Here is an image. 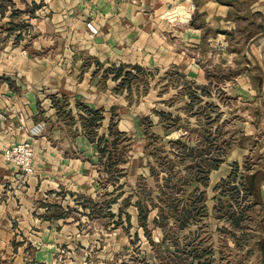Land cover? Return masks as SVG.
I'll return each mask as SVG.
<instances>
[{
	"label": "crops",
	"instance_id": "crops-1",
	"mask_svg": "<svg viewBox=\"0 0 264 264\" xmlns=\"http://www.w3.org/2000/svg\"><path fill=\"white\" fill-rule=\"evenodd\" d=\"M11 1V7H16V0ZM198 1L196 9L219 17L225 22L221 27L228 29L234 28L235 22L230 17L235 13L257 12L255 23L242 26L241 41L250 30L252 34L245 40L244 51L257 65L258 81L261 80L264 91V0ZM20 5L21 10H26L10 15L11 19L26 16L29 24L26 47L0 50V264H85L82 260L86 249L96 242L93 238L97 236L92 230L85 232L69 210L80 205L82 209L88 208V217L93 213L89 214L90 206L77 198H73L72 204L67 202L65 195L85 196L98 202L94 182L100 155L96 142L88 138L81 126L78 103L103 108L99 134L108 133L112 112L116 127L127 133L121 128V110L128 104L120 99L131 101L137 90L132 87L130 93L126 89L116 91L118 79H113V73L104 76L103 69L119 63L155 64L163 69L176 65L196 79L200 69L186 56L185 46L189 44L187 41L199 40L200 28L174 27L173 22H167L168 15H179L188 9L191 0H20ZM0 16L5 17V10ZM87 20L98 27L93 36L89 35ZM223 43L228 45L227 39ZM235 52L227 49L221 61H231ZM90 58L94 63L89 65ZM93 64L96 66L92 67ZM109 80L114 83L110 87ZM85 86L111 97H107L106 103L95 105L84 96ZM63 96L67 112L61 108L59 114L57 107ZM53 98L57 103L60 101L58 105L53 104ZM137 115L135 122L141 127L140 117L146 114ZM152 122L162 130L157 120ZM103 126L105 130L101 131ZM23 139H30L34 147V171L25 180L18 177L16 167L3 157L6 145ZM74 148L78 152H73ZM146 162L142 150L139 164L146 170L137 176L149 179ZM120 177L115 184L108 180L113 193L123 187L115 189L122 184ZM133 188L122 192L117 202H113L118 205L116 213L122 198L131 194ZM136 199L133 195L126 208L130 226L138 225ZM123 222L127 224L125 219ZM59 251L63 252L62 262H57Z\"/></svg>",
	"mask_w": 264,
	"mask_h": 264
},
{
	"label": "rangeland",
	"instance_id": "rangeland-1",
	"mask_svg": "<svg viewBox=\"0 0 264 264\" xmlns=\"http://www.w3.org/2000/svg\"><path fill=\"white\" fill-rule=\"evenodd\" d=\"M10 1L0 0V10L2 12L5 10V17L0 16V50L14 46L22 50L25 49L29 39L27 36L29 24L24 15L11 19L13 7ZM243 1L245 0H239V2ZM198 2V0H191L188 9H183V13L179 15H168L170 21L167 22H173L174 27L195 25L200 28L199 40L187 41L189 44L185 46L186 56L197 63L200 75L194 79L187 76L181 66L176 65L163 69L155 64L152 66L144 64L143 67L146 70L142 72V77L147 78V94L143 93L141 85L140 92L136 91V93L134 90L135 94L132 95L131 101L120 99L121 103L127 102L128 106L131 105L121 110L123 123L121 128L127 131L126 136L129 138L122 143L126 145L124 161L117 165L123 171L120 177L122 189L117 190L116 193L111 191L112 185L105 179L107 173L105 174L104 166L98 159L95 164L98 172L94 182V191L98 195L91 196L98 200L94 214L88 217V208L82 209L80 205L73 206L71 207L73 209L69 210L72 216L78 218V224L85 229V232L92 230L97 236L93 238L96 242L91 243L93 244L91 247H87L86 256L84 253L85 257L82 261H86L85 264H164V261H168L171 257L169 253L173 250L172 244L167 240L162 241V232L159 227L152 225L153 213H150L148 217V237L144 228L136 224L129 227L125 222L114 224L112 216L110 217L107 212L114 211V218H116L117 204L113 203L114 205L110 208L103 206L104 200L114 198L118 192H129L136 184L138 172L146 170L139 164V157L142 155L146 140H143V129L138 125V121L135 122L134 116L150 114L151 120L159 121L158 115L153 110L161 109L169 111L173 116L177 115L180 125L177 131L167 135L162 124L163 131L152 125V131L164 135V142L168 139L181 138L188 145L194 146L201 143L200 148L209 145V155L219 154L218 156L222 157L219 168L211 169L209 172V182L205 190L206 204L211 214L205 220L207 225L202 233L212 241L215 248L221 249L215 254V258L219 260L218 264H264L262 242L264 179L260 183L262 203H253L252 196L246 195L240 188L239 205L245 207L253 204L246 210V217L242 220L241 227L235 231L239 241H235L231 235L224 236L216 228L222 224V221L215 219V214L218 213L212 209L216 202L213 195L219 192L213 186L219 178L225 177L230 172L234 163H237V171L241 176L238 178L244 179L246 176L243 180L245 184L248 183L250 173L257 169L264 170V91L261 80L258 81L257 65L250 57H247L244 51L245 40L252 32L246 31L245 39L241 41L242 26L250 22L255 23L258 15L257 12L253 15L235 13L232 18L230 17V21L235 22L234 28L228 29L226 26L221 27V24L225 22L219 20V17L209 16L205 11L196 9ZM15 4L17 6L14 8L19 13L26 10L20 9V0H16ZM226 39L228 45L223 43ZM21 45H23L22 48ZM227 49L236 52L231 57V61H221V58L226 56ZM6 52L8 53L9 50ZM212 58L214 60H211ZM92 62L90 58L89 65ZM94 65L91 66L94 67ZM195 83L204 87H196ZM113 84L111 80L108 81L109 87ZM92 87L94 88L95 85ZM85 89L82 92L88 95L84 96L95 105L106 103L107 97H111L103 96L102 93L88 86H85ZM141 103L143 106H139ZM205 128L208 130L207 133L204 131ZM100 130H105V127L103 126ZM121 146L119 144V149ZM166 147H169L168 143ZM72 150L78 152L77 148ZM148 182H151V179ZM65 196L66 201L71 204L73 198L87 205L92 204L85 196L71 197L67 194ZM60 254L63 252H58L57 262L63 261L64 256ZM70 258L68 256V259Z\"/></svg>",
	"mask_w": 264,
	"mask_h": 264
},
{
	"label": "trees",
	"instance_id": "trees-1",
	"mask_svg": "<svg viewBox=\"0 0 264 264\" xmlns=\"http://www.w3.org/2000/svg\"><path fill=\"white\" fill-rule=\"evenodd\" d=\"M17 13L19 12L13 8L11 14ZM97 64L100 65L98 62ZM145 70V67L138 63H119L105 67L103 75L113 73V79H118L115 85L116 91L126 89L130 93L134 87L138 92L142 85L143 93H145L148 85L147 78L142 77V72ZM195 85L204 87V85L196 83ZM62 98L57 107L59 114L61 108L66 111V98L65 96ZM58 103L53 98V104L58 105ZM78 105L81 109L78 112L81 126L88 138L97 144L100 163L107 172L105 179L111 180L115 184L118 178L123 175L122 169L117 167L119 162L124 161L123 154L126 145L122 143L128 141L129 138L125 131L116 127L114 112H112L107 126L108 133L99 134L98 128L104 117L103 108H93L83 103H78ZM153 111L159 116L158 122L162 124L166 135L179 129L177 115L173 116L169 111L162 109ZM140 125L146 138L143 153L147 157L148 178L151 179V182H148L149 179L145 176L138 175L133 192L122 198L116 213L117 218L112 221L114 224H118L125 219L127 227L130 226V214L126 208L131 203V197L136 195L138 225L144 228L149 237L148 217L150 213H153L152 225L161 229L162 241L167 240L172 244L173 250L169 253L171 257L168 261H164V264H218L219 260L215 258V254L221 249L215 248L212 241L202 233L207 225L205 220L211 214L206 204L205 190L209 182V172L219 166L222 157L218 156L219 154L209 155V145L200 148L201 143L194 146L188 145L181 138L168 139L167 142H164V135L152 131L153 122L148 114L140 117ZM204 131L207 133V128ZM167 143L168 148L166 147ZM119 144L122 145L120 149ZM237 166V163H234L230 172L225 177L219 178L213 186L219 192L213 195L216 202L212 206V209L218 213L215 214V219L222 221V224L216 228L224 236L231 235L235 241H239L235 231L241 227L242 220L246 217V210L250 209L253 203H262L259 182L264 178V170L257 169L249 174L248 183L245 184L243 180L246 176L244 179L238 178L241 176L237 171ZM121 187L122 184H119L115 189ZM240 188L246 195L252 196L253 203L251 205L248 204L245 207L239 205ZM121 193L118 192L114 198L104 200V208H110ZM87 200L92 203L89 204V214H94L95 205L98 202L91 198H87ZM107 213L110 217L114 216V212L111 210ZM122 215H124V219H122ZM262 237L264 253V226Z\"/></svg>",
	"mask_w": 264,
	"mask_h": 264
},
{
	"label": "built area",
	"instance_id": "built-area-1",
	"mask_svg": "<svg viewBox=\"0 0 264 264\" xmlns=\"http://www.w3.org/2000/svg\"><path fill=\"white\" fill-rule=\"evenodd\" d=\"M89 35L98 32V27L91 21H86ZM264 56V51L262 52ZM4 159L17 169L18 177L25 180L34 171V147L30 139H23L6 145L3 149Z\"/></svg>",
	"mask_w": 264,
	"mask_h": 264
}]
</instances>
